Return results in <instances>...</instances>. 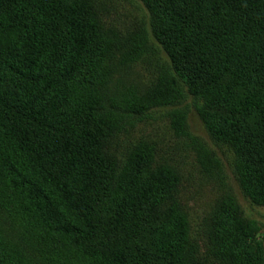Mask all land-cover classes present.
I'll list each match as a JSON object with an SVG mask.
<instances>
[{"label":"trees","instance_id":"obj_1","mask_svg":"<svg viewBox=\"0 0 264 264\" xmlns=\"http://www.w3.org/2000/svg\"><path fill=\"white\" fill-rule=\"evenodd\" d=\"M138 1L166 79L105 108L97 78L108 51L87 2L0 0V196L95 264H206L172 202L175 173L146 145L122 165L107 145L128 119L185 90L203 101L210 138L231 146L244 193L264 204V0ZM252 79L258 88L240 111L231 97ZM255 232L234 199L221 200L203 226L209 264H262ZM0 264L24 262L0 246Z\"/></svg>","mask_w":264,"mask_h":264},{"label":"rangeland","instance_id":"obj_2","mask_svg":"<svg viewBox=\"0 0 264 264\" xmlns=\"http://www.w3.org/2000/svg\"><path fill=\"white\" fill-rule=\"evenodd\" d=\"M85 1L93 10L108 51L97 78L104 107H109L110 99L121 107L142 100L166 79L168 61L149 33L147 10L138 0ZM254 83L252 79L237 84L232 106L242 110L246 103L243 94L258 88ZM201 104L202 100L184 90V98L173 105L152 107L124 122L107 150L122 165L133 146L146 145L152 148L155 165L175 173L179 183L172 202L186 217L198 246L196 256L206 264L212 261L206 252L204 223L221 200L234 199L243 216L255 224L254 240L262 250L264 264V204L252 202L244 193L236 173V156L229 144L210 138L197 112ZM228 104L230 101L226 108ZM183 113L184 123L178 127L175 123ZM0 242L1 247L17 249L24 264H95L69 243L46 233L26 213L9 210L1 196Z\"/></svg>","mask_w":264,"mask_h":264}]
</instances>
